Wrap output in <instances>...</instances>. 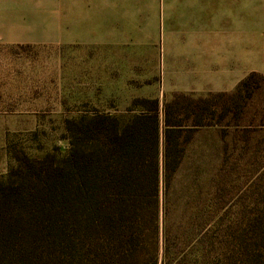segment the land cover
<instances>
[{
	"label": "trees",
	"instance_id": "16d2710c",
	"mask_svg": "<svg viewBox=\"0 0 264 264\" xmlns=\"http://www.w3.org/2000/svg\"><path fill=\"white\" fill-rule=\"evenodd\" d=\"M263 81L251 72L232 93H175L163 120L147 98L125 119L68 118L63 157L8 143L0 264H264V131L240 124ZM199 130L219 140L205 180L183 166Z\"/></svg>",
	"mask_w": 264,
	"mask_h": 264
},
{
	"label": "rangeland",
	"instance_id": "374dc122",
	"mask_svg": "<svg viewBox=\"0 0 264 264\" xmlns=\"http://www.w3.org/2000/svg\"><path fill=\"white\" fill-rule=\"evenodd\" d=\"M86 11L85 22L73 33L75 40L95 39L93 7H86ZM164 14L152 34L149 52L144 54L149 61L145 60L141 68L135 61L131 67L125 54H117L109 78L96 77L94 47H0V177L11 164L8 143L18 142L34 156L52 151L63 157L68 149V118L97 110L125 119L139 112L136 108L130 111L133 100L147 98L158 100V114L163 120L164 105L175 93L200 97L215 92L213 76H226L223 71H212L209 60L217 55L215 48L221 40L216 27L220 22H212L214 30L190 31L188 26L196 22H183L180 12L173 17L165 9ZM242 18V34L238 36L241 64L237 71L241 76L237 77L244 78L251 72L264 76V0H245ZM134 55L137 59L139 54ZM262 107L264 81L247 104L241 126L264 131ZM194 136L185 147L183 166L186 170L197 167L200 179L205 180L218 160L219 140L215 130H199ZM227 141L231 161L242 159L243 142L233 144L231 135Z\"/></svg>",
	"mask_w": 264,
	"mask_h": 264
},
{
	"label": "crops",
	"instance_id": "0c3cea01",
	"mask_svg": "<svg viewBox=\"0 0 264 264\" xmlns=\"http://www.w3.org/2000/svg\"><path fill=\"white\" fill-rule=\"evenodd\" d=\"M243 1L245 4V0H0V47H94L96 77L109 78L117 54H125L131 67L135 61L140 68L145 60L149 61L144 54L149 52L152 34L159 28L166 9L173 17L180 12L183 22H196L188 26L190 31L214 30L212 22H220L216 27L221 40L215 48L217 55H211L209 60L212 71H223L226 76L212 75L213 90L230 92L246 78L237 77L241 76L237 71L241 64L238 36L242 34ZM89 6L93 7L95 39L75 40L73 33L82 27ZM135 53L139 54L137 59Z\"/></svg>",
	"mask_w": 264,
	"mask_h": 264
}]
</instances>
